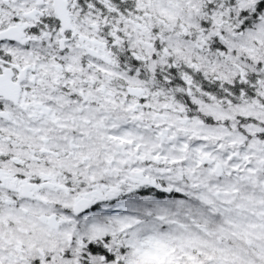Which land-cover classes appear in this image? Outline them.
I'll return each instance as SVG.
<instances>
[{"label": "snow or ice", "instance_id": "6c2138e0", "mask_svg": "<svg viewBox=\"0 0 264 264\" xmlns=\"http://www.w3.org/2000/svg\"><path fill=\"white\" fill-rule=\"evenodd\" d=\"M0 264H264V0H0Z\"/></svg>", "mask_w": 264, "mask_h": 264}]
</instances>
